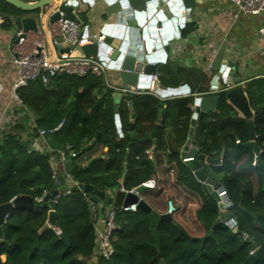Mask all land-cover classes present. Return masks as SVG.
I'll use <instances>...</instances> for the list:
<instances>
[{"label":"trees","instance_id":"trees-1","mask_svg":"<svg viewBox=\"0 0 264 264\" xmlns=\"http://www.w3.org/2000/svg\"><path fill=\"white\" fill-rule=\"evenodd\" d=\"M22 1L30 3L38 0ZM55 2L44 8V12ZM193 29V24L187 25L183 36L189 35ZM174 71L176 77H181L180 69L174 67ZM163 79L161 77L160 81L164 85ZM111 91L96 76L75 78L61 75L51 79L46 87L40 82L29 83L18 90V95L26 110L34 116L37 129L50 131L48 136H52L59 145L70 146L78 154L70 173L77 184L102 188L111 193L117 191L121 195L120 187L126 191L138 189L154 173L156 163L148 160L144 154L152 144L140 143L139 139L153 130L157 111L162 108L163 102L153 95L133 94V121L125 123L120 115L123 136L119 138ZM196 93L205 91L198 89ZM245 93L251 107L254 98L256 104L263 105L264 79L249 82ZM191 102V98L165 102L166 108L153 153L168 155L167 164L175 167L176 181L201 200L202 207L195 211L199 225L187 216L178 214L180 206L168 199L169 196L164 197L165 202L171 200L174 203L176 212L170 215L169 221H159L157 224L160 241V250L157 251L146 214L140 210L118 213L115 219L118 230L112 241L113 257L97 264H242L255 249L260 248L264 253V178L253 166L256 160L253 154L239 147L235 141L237 137L239 144L246 143L248 129L246 121L239 118L226 103L224 95L220 97L217 114H198L196 126L202 142L199 148L201 157H197V160L205 167L209 177L225 188L231 203L228 212L235 218L238 229L234 233L226 225L219 224L208 238L202 240L205 231L211 230L218 219L219 210L215 200L195 179L192 163L184 164L179 157L178 151L189 130L191 112L188 105ZM254 110L257 144L264 151V108ZM22 121L5 125L0 139V205L9 202L16 195L17 188L23 195L38 198L51 181L52 168L47 156L31 154L22 146L26 128H23L25 121ZM61 123L62 127L54 131ZM171 124L175 148L167 151L165 139L170 136L165 130ZM97 133L100 137L95 144L80 153ZM27 137L35 138L36 133H28ZM103 149H107L105 158L83 169ZM126 149L130 156H126ZM222 152L219 166H204L206 158L217 159ZM258 160L264 165V155ZM122 176L124 181L120 186ZM180 201L183 200L179 198ZM55 212L57 227L68 238L69 245L50 229L40 235L39 248L35 249L33 236L46 222L47 211L37 206L31 212L14 210L6 221L5 236L0 231V257H4L0 264H88L94 251L96 235L87 205L76 186H70L68 196L59 197ZM161 212L165 214L166 206ZM197 226L204 231L203 236H195L190 232L191 228Z\"/></svg>","mask_w":264,"mask_h":264},{"label":"crops","instance_id":"crops-1","mask_svg":"<svg viewBox=\"0 0 264 264\" xmlns=\"http://www.w3.org/2000/svg\"><path fill=\"white\" fill-rule=\"evenodd\" d=\"M128 1L130 6L133 7L134 10H143L144 5L150 0ZM177 2L178 5L182 4L185 11L180 12L179 16H181V21H178V24L175 25V23H171L169 25V32L167 36H174V39H172L169 45L162 46V49L165 51L166 56L163 59V63L157 66L156 74L160 85L171 90L178 89L180 90V93L172 95L171 97H162L155 94L154 91L149 90L147 93L141 94L153 95L160 102H163V106L160 109H162L164 113V110L166 108L165 102L169 100L191 98V104H193L198 96L209 94L211 90L212 94H218L221 97V95H224L225 91L231 90L235 87L231 80L239 79L240 85L244 87L245 92L246 86L249 82L257 79H264V38H261L257 34L258 30L254 31L253 34H251L252 32L249 30V27H246L243 24L238 25L241 17H254L260 19L262 22L264 20V17H259L261 14L259 16L240 15L237 18H233V7L228 0H177ZM4 3L5 2L0 0V84L3 88L2 92L0 93V117L2 118V120H4V116L12 111L14 112V114H22L24 117L23 121H25L23 128L26 127L25 132H23L25 135L22 137V142H34L36 138L28 139L27 137V134L29 132L28 126H26V124L31 121V114L25 109H22V107L19 108L10 106L9 94L10 88L16 78V70L11 63V59L13 58V56L9 48L12 36L18 31L14 26V21L22 18H38L40 14L45 12L44 10L38 13L23 12L13 7H9ZM103 8V4H95L92 8L84 6L80 7V9L77 11L84 16L85 25L88 26L90 32L92 33H99V31L101 30V19H103L104 22V17H101L102 13H104ZM167 18H171L170 15H167ZM190 24L194 25V29L191 30V33L185 37L183 36V31L185 27ZM261 27H264V25L259 26L258 29ZM77 56H79L78 51ZM174 67L180 69L183 76L181 75V77H176ZM225 71H228L227 78L222 75V73ZM104 76L105 77L99 78L102 80L105 86L112 90L110 98L115 116L116 134L119 138H122L123 135L121 131L122 124L120 115L122 114V119L123 121H125V123L130 124L133 121L134 116L133 105L131 110L128 105L126 96L124 95L123 91L121 92V82L116 76V73L114 71L107 70ZM161 77H164V85L162 80L160 81ZM220 84L223 85V90L219 89ZM198 89H203L205 93L197 94L196 92H198ZM116 94H120V97L114 98ZM247 100L253 116H255L254 109L260 110L264 108V104H256L257 100L255 98L252 100L253 107H251L248 98ZM262 102H264V99ZM115 107H118L116 112ZM232 109L236 112L239 118L243 119L234 108ZM213 114H217V108L215 113L209 115ZM20 120L21 119H19L15 124H19ZM5 125L7 124H4L2 127H0V134H2ZM189 130L183 146L178 151L180 158L183 152L182 150L187 143L188 137L190 138V136H188ZM151 132L145 134H150ZM172 132L173 125L171 124L169 125V128L165 130V133L170 136L169 139H165V147L167 151H171L172 148H175L173 147V138H171L173 136ZM144 135L141 137V139L144 137ZM141 139H139L140 143L151 142L152 144L144 154L148 160H153V162L156 163L154 173L148 179L150 180L151 178H154L156 188L153 190L138 188L136 189L139 193L137 197L143 200L152 210L161 215L163 214V212H161L162 209L165 210L166 206L164 197L169 196L168 199L173 200L180 206L178 209V214H180L182 217L187 216L194 224L199 225V223L195 219V211L198 208L202 207V202L199 197L186 190L176 181L175 167L173 165L167 164L168 155L154 154L153 151L156 148V144L154 148L152 140L141 142ZM189 143L190 148H196L195 144L192 141H190ZM34 146L36 145L34 144ZM126 151V156H130L128 149H126ZM28 152L32 154L31 151ZM38 152L42 156H47L48 163L52 168V172L53 170H55L58 176V181H56V183L58 184L59 192L60 189H62V194H64L68 190L70 191V186L66 183L65 180L66 176H71L70 173L71 169H73V161H75L74 159L78 156V154L72 151L70 146L59 145L52 136L48 135L44 139L37 142V148L34 153ZM72 152L76 154L75 157L70 156V153ZM106 152L107 149H103L102 153L99 156L95 157L104 159L106 156ZM222 157L220 154V157L217 159H221L222 161ZM206 159L204 161V166H212L206 164ZM221 161L216 166H219L221 164ZM188 163H192L193 166V162ZM201 167L209 177L205 167H203L202 165ZM194 172L195 170L192 167V173L194 174ZM61 182H63L64 185H60ZM127 194L129 193H123L120 195L117 193V191L113 193H111L110 191H105V199L100 204V214L102 215L104 212L108 211L111 208H118L120 206H123ZM108 198H111L112 200L111 205L107 204ZM179 198H181L183 201L179 202ZM96 226L98 227V230H101L103 224L101 221H98V224H96ZM0 260L4 261V257H0Z\"/></svg>","mask_w":264,"mask_h":264},{"label":"water","instance_id":"water-1","mask_svg":"<svg viewBox=\"0 0 264 264\" xmlns=\"http://www.w3.org/2000/svg\"><path fill=\"white\" fill-rule=\"evenodd\" d=\"M2 1L17 10L35 13L43 11L45 7L49 6L56 0H38L30 3L23 2L22 0ZM95 4L104 5V13L101 15L102 18L104 17V22L103 19H101V30L99 31V34H103L104 38L93 44L79 47L77 50L79 57L96 59L106 64L108 70L114 71L119 78V81L121 82V92H128L131 88H134L137 89V94L147 93L150 90L162 97H171L172 95L180 93V90L178 89L171 90L164 88L160 85L157 78L152 79L151 77L156 74L157 66L163 63V59L166 56L162 46L169 45L172 39H174V36H167L169 32L168 28L171 23H175L176 25L178 24V21H181V16H179L180 12L185 11L182 4L178 5L177 0H150L144 5L143 10H134V8L130 6L128 0H74L72 5L62 8V18L76 23L85 24L84 16L77 11L82 6L92 8ZM167 15H170L171 18H167ZM40 16L38 18H22L15 20L14 26L18 31L22 32L35 31L37 22L40 21ZM57 20H59V14L55 13L51 16L50 23ZM64 51L69 52V48H64ZM227 73L228 71H225L222 75L227 78ZM231 81L235 87L231 90L225 91V100L241 115L243 120L246 121L248 129L247 142L239 144L235 137L236 143L239 147L247 149L253 154L256 159L253 166L261 176L264 177V165L258 160L260 156L264 155V151L259 148L256 142V127L253 113L249 107L244 87L240 85V80L236 79ZM219 89H224L222 84H220ZM211 92L206 95H200L195 100L197 107L194 115H192L190 123L188 135L190 138L188 137L187 143L181 154V159H194V177L204 186L211 198L215 200L219 210L218 219L213 224L211 230L205 231L202 240L208 238L212 234V230L219 224L226 225L234 233H237L238 229L235 218L228 212L231 203L227 197L225 188L219 182L208 177L197 160V157H201L199 154V148L202 141L199 128L195 126L196 118L200 112H203L204 114L215 113L220 101V95L212 94ZM117 97H120V94L114 96V98ZM126 98L128 100V105L132 110V94H127ZM117 109L118 107H115V112ZM162 114L163 110L159 109L152 132L150 134H145L140 140L141 142L152 140L155 148ZM98 137L99 133L95 135L94 139L87 146L80 150V153L92 147ZM190 141L195 144V149L190 148ZM22 145L27 151L34 153V142L29 141L22 143ZM222 156L223 152L221 153V157ZM99 159L100 157L91 159L83 169H86L93 163V161ZM220 161L221 159H206V164L216 166ZM123 178L124 177L119 180L120 186L123 185ZM62 184L63 182L60 183V185ZM77 188L78 190L87 193L90 200L95 203H101L105 199V193L102 188L95 189L92 186L82 184H77ZM59 195L61 196L62 194H60L58 190V184L54 183L53 180L50 181L47 188L38 198L23 195L20 193V189L17 188L16 195L9 202L0 205V231L2 235L5 236V225H3V220L6 215H10L14 210L31 212L35 209V206H37L47 211L46 222L33 236V247L38 249L40 235L57 227V217L55 212L57 203L54 198ZM111 201V198H108L107 204L111 205ZM131 204H136L137 210L146 214L150 225L152 241L156 250L159 251L160 241L156 227L159 221H169L170 216L167 214L160 215L136 195L129 193L126 195L123 206H129ZM59 239L69 245V240L66 236L61 234ZM258 262L264 263V253L260 248H257L252 254H250L242 264H257Z\"/></svg>","mask_w":264,"mask_h":264},{"label":"built area","instance_id":"built-area-1","mask_svg":"<svg viewBox=\"0 0 264 264\" xmlns=\"http://www.w3.org/2000/svg\"><path fill=\"white\" fill-rule=\"evenodd\" d=\"M74 0H56L52 7L42 13L40 21L37 22L36 30L29 32L17 31L11 38L10 52L13 56L11 63L16 70V78L10 88L9 100L10 106L24 107L18 95V90L26 87L29 83L40 82L42 86L46 87L51 79L58 76L65 75L75 78H85L87 76L105 77L108 67L106 64L92 58L77 56L79 47L93 44L103 40V34L92 33L85 24L76 23L63 19L62 8L73 4ZM233 7V18L240 15L259 16L264 12V0H228ZM59 14V20L50 23V18L53 14ZM261 38H264V27L258 29L257 33ZM69 48V52H65L64 48ZM157 78V74L151 77ZM229 86V85H227ZM226 86V87H227ZM3 88L0 84V93ZM124 95L137 94V89L131 88L128 92L124 91ZM195 102L188 105V109L192 115L196 109ZM29 112L28 110H26ZM3 115V114H2ZM4 116V115H3ZM23 117L22 114H14L13 111L4 116V120L0 117V127L4 124L14 125L19 119ZM22 121V119L20 120ZM28 126L29 133H36V140L33 146L36 150L37 142L44 139L50 133L42 129H37L34 121H30ZM62 123L59 124L54 131L59 130ZM195 147H191L194 149ZM39 150V148H38ZM71 157H75L74 152L70 153ZM193 158L182 159L183 163L193 162ZM57 174L53 170L51 180L56 183L58 181ZM66 183L69 186H76L72 177L66 176ZM57 184V183H56ZM140 188L155 189V180H150L141 183ZM80 191V190H79ZM122 193H132L139 195L136 189L126 191L123 187L119 190ZM88 209L89 218L94 229L96 240L92 256L88 259V264H96L99 261H109L113 257L114 250L112 247L113 236L118 226L116 224V215L118 213H134L137 211L136 204L129 206H120L118 208H111L102 215L99 212L100 204L90 200L87 193L80 191ZM68 190L61 196H68ZM60 195L54 198L57 203ZM176 212L174 203L171 200L166 202L167 215H173ZM9 215H6L3 220V225L6 224ZM101 221L103 227L98 230L96 224ZM57 237L61 236V231L58 227L51 229Z\"/></svg>","mask_w":264,"mask_h":264},{"label":"rangeland","instance_id":"rangeland-1","mask_svg":"<svg viewBox=\"0 0 264 264\" xmlns=\"http://www.w3.org/2000/svg\"><path fill=\"white\" fill-rule=\"evenodd\" d=\"M82 7H84V6H82ZM45 9H47V7H45ZM46 11V10H45ZM38 13V12H37ZM243 16V15H242ZM259 17H264V12H262L261 13V15L259 16ZM241 24H243V25H245L246 27H249V30L252 32L251 34H253V32L254 31H257L258 30V27L259 26H263L264 25V20L261 22V20L260 19H258V18H254V17H248V18H245V17H241L240 18V22H239V24L238 25H241ZM240 33H241V31H240ZM14 113V112H13ZM24 117H22L21 119H23ZM31 121H35V118H34V116H32L31 115ZM29 123L30 122H28L27 124H26V126L27 125H29ZM1 135V137H2V134H0ZM256 142H257V139H256ZM39 153V152H38ZM46 155H47V152H46ZM263 156V155H262ZM33 157H36V155H33ZM261 157V156H260ZM194 175V174H193ZM264 178V177H263ZM255 178H253V180H254ZM60 193H63L62 192V189H60ZM104 193H105V191H104ZM190 232H193V235H198V236H203V234H204V231H202V229H201V227H195V229L194 228H191L190 229ZM97 264V263H96Z\"/></svg>","mask_w":264,"mask_h":264},{"label":"clouds","instance_id":"clouds-1","mask_svg":"<svg viewBox=\"0 0 264 264\" xmlns=\"http://www.w3.org/2000/svg\"><path fill=\"white\" fill-rule=\"evenodd\" d=\"M256 137H257V136H256ZM255 250H256V249H255ZM255 250H254V251H255ZM254 251H252L250 254H252Z\"/></svg>","mask_w":264,"mask_h":264}]
</instances>
